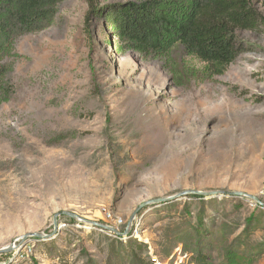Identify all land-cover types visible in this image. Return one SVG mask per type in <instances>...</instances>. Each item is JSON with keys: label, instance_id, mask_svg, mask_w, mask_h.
<instances>
[{"label": "rangeland", "instance_id": "374dc122", "mask_svg": "<svg viewBox=\"0 0 264 264\" xmlns=\"http://www.w3.org/2000/svg\"><path fill=\"white\" fill-rule=\"evenodd\" d=\"M247 1L264 17V0ZM88 9L64 0L53 27L16 42L0 264H222L230 248L264 264V26L239 31L243 48L217 67L181 46L123 53ZM59 211L78 218L55 224Z\"/></svg>", "mask_w": 264, "mask_h": 264}, {"label": "trees", "instance_id": "16d2710c", "mask_svg": "<svg viewBox=\"0 0 264 264\" xmlns=\"http://www.w3.org/2000/svg\"><path fill=\"white\" fill-rule=\"evenodd\" d=\"M64 0H0V105L12 100L19 37L51 28ZM86 25L100 22L123 53L163 56L181 46L217 67L231 64L241 30L264 26L247 0H87ZM258 255L227 249L222 264H253ZM135 255V264H146ZM149 264V263H147ZM197 264H208L198 259Z\"/></svg>", "mask_w": 264, "mask_h": 264}, {"label": "water", "instance_id": "95a60500", "mask_svg": "<svg viewBox=\"0 0 264 264\" xmlns=\"http://www.w3.org/2000/svg\"><path fill=\"white\" fill-rule=\"evenodd\" d=\"M189 194H194V195H199V196H218V195H227V196H233V197H243V196H247L251 199H253L254 201H257L259 203H261V201L259 200L258 197L254 196V195H250L244 192H234V191H223V192H219V191H213V192H202V191H198V190H185L183 192H180L178 194L179 197H183V196H187ZM174 197H170V198H156V199H150L147 201H144L143 203L139 204L138 207L136 208L134 214L132 215V218H134V216L145 206H149V205H153V204H159L161 202H165L168 199H172ZM69 216L73 219L78 218L77 214L73 213V212H69V211H59L58 213L55 214L54 216V223L56 224L58 221V218L60 216ZM96 225L102 226L104 229L106 230H111L113 231L114 229L106 226V225H101L98 223H95ZM33 236L36 237H41L42 235L40 233H33ZM29 235H25L24 237H28ZM12 248H7V249H0V253L4 252V251H10Z\"/></svg>", "mask_w": 264, "mask_h": 264}, {"label": "built area", "instance_id": "2783aa9c", "mask_svg": "<svg viewBox=\"0 0 264 264\" xmlns=\"http://www.w3.org/2000/svg\"><path fill=\"white\" fill-rule=\"evenodd\" d=\"M154 261H155L154 264H162L161 262L158 261L157 257L154 258Z\"/></svg>", "mask_w": 264, "mask_h": 264}, {"label": "bare ground", "instance_id": "6f19581e", "mask_svg": "<svg viewBox=\"0 0 264 264\" xmlns=\"http://www.w3.org/2000/svg\"><path fill=\"white\" fill-rule=\"evenodd\" d=\"M89 228V227H88Z\"/></svg>", "mask_w": 264, "mask_h": 264}]
</instances>
